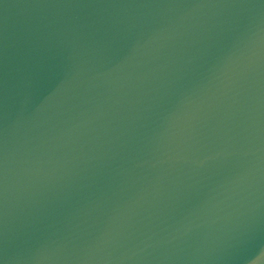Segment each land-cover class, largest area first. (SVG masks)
<instances>
[{"label":"water","instance_id":"water-1","mask_svg":"<svg viewBox=\"0 0 264 264\" xmlns=\"http://www.w3.org/2000/svg\"><path fill=\"white\" fill-rule=\"evenodd\" d=\"M0 264H264V0H0Z\"/></svg>","mask_w":264,"mask_h":264}]
</instances>
